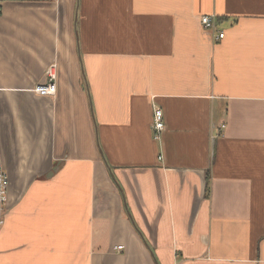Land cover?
I'll return each mask as SVG.
<instances>
[{"label":"crops","instance_id":"obj_1","mask_svg":"<svg viewBox=\"0 0 264 264\" xmlns=\"http://www.w3.org/2000/svg\"><path fill=\"white\" fill-rule=\"evenodd\" d=\"M4 109L0 264H264V0H1Z\"/></svg>","mask_w":264,"mask_h":264},{"label":"built area","instance_id":"obj_2","mask_svg":"<svg viewBox=\"0 0 264 264\" xmlns=\"http://www.w3.org/2000/svg\"><path fill=\"white\" fill-rule=\"evenodd\" d=\"M1 1V0H0ZM201 26L210 31H214L215 38L221 39L224 37V33L219 31L217 26V21L214 15H204L200 18ZM58 80H59V67L56 62L51 63L45 69L44 79L34 85L30 91L37 96L44 97H55L58 92ZM224 128V125H222ZM153 133L155 139H160L162 133L165 130V122H164V114L162 109L155 108L154 109V120H153ZM10 180L6 173V171L0 166V233L3 228V218L2 212L4 207L7 204L8 199V188H9ZM117 249H122L123 246L119 245L116 247Z\"/></svg>","mask_w":264,"mask_h":264},{"label":"rangeland","instance_id":"obj_3","mask_svg":"<svg viewBox=\"0 0 264 264\" xmlns=\"http://www.w3.org/2000/svg\"><path fill=\"white\" fill-rule=\"evenodd\" d=\"M32 93V92H31ZM35 95L34 93H32ZM36 96V95H35ZM6 110L4 109L2 113H0V132L1 128L4 130L6 134H8L11 131V125L9 123H6ZM2 149V146H1ZM25 180L23 173L21 172L20 176H16L15 178L12 179V184L10 185V191L11 188H19L20 189V194L19 197L17 198L18 204H21L20 209H21V214H23V208H24V203L28 200V196L24 194V188H25ZM10 181H11V176H10ZM29 184V183H28ZM31 201L33 202L34 209L32 210L33 213L38 212V207H40V201L38 198L31 197ZM10 214V206H9V188H8V199H7V204L3 209L2 212V218H3V228L1 231V234L4 233L7 229L6 227V221L9 217ZM0 234V235H1Z\"/></svg>","mask_w":264,"mask_h":264}]
</instances>
